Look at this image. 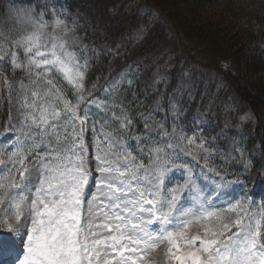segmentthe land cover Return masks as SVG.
Masks as SVG:
<instances>
[{"label":"snow or ice","instance_id":"snow-or-ice-1","mask_svg":"<svg viewBox=\"0 0 264 264\" xmlns=\"http://www.w3.org/2000/svg\"><path fill=\"white\" fill-rule=\"evenodd\" d=\"M72 31L46 4L23 12L15 34L0 36L8 46L0 44V61L27 77L19 87L5 80L4 102L17 113L21 134L0 153V228L11 234L6 240L18 241L6 249L12 264H264V213L229 201L223 180L186 181L191 200L177 204L161 187L169 171L164 148L153 146L147 166L131 145L97 129L96 110L110 123L107 112L119 105L111 96L124 77L106 86L105 99H90L88 62L73 48ZM114 119L121 120L118 130L131 125ZM169 134L185 139L175 129Z\"/></svg>","mask_w":264,"mask_h":264},{"label":"trees","instance_id":"trees-1","mask_svg":"<svg viewBox=\"0 0 264 264\" xmlns=\"http://www.w3.org/2000/svg\"><path fill=\"white\" fill-rule=\"evenodd\" d=\"M46 4L50 10L54 6L62 13L68 26L74 15L90 25L81 23L82 33L75 30V37H70L73 48L83 57L98 43L109 47L110 55L92 54L95 57L85 77L91 94L101 99L108 96L99 86L109 66L113 73L131 69V83L120 85L111 96L118 106L127 109L131 125L118 130L121 120L114 119L111 110L107 112V125L124 134L133 145V132L148 125L140 115L142 107L147 111L157 98L169 105L173 97L178 113L185 115L182 124L190 133H196V129L187 121L189 113H200L218 127L228 118L237 124L242 113L251 111L254 136L246 142L251 147L259 144L260 158L247 146V152L233 161L224 162L219 152L217 159L207 163L211 173L228 170L246 179L244 194L248 195L251 181L261 180L257 169L264 162V0H0V36L8 31L7 20L15 24L8 33L11 36L19 30L23 12L36 11ZM147 8L161 19L145 23L149 15L143 16L142 10ZM142 23L145 28L141 33ZM99 57L103 60L97 62ZM139 60L142 66L137 64ZM158 65L167 70V75L153 91L147 80ZM0 66L8 68L4 61ZM65 85L72 92L71 86ZM0 116L1 126L7 119L6 109ZM225 144L222 139L221 145ZM143 156L147 160L148 154Z\"/></svg>","mask_w":264,"mask_h":264},{"label":"rangeland","instance_id":"rangeland-1","mask_svg":"<svg viewBox=\"0 0 264 264\" xmlns=\"http://www.w3.org/2000/svg\"><path fill=\"white\" fill-rule=\"evenodd\" d=\"M142 15L149 17L145 21V23H152L154 20L159 19V15L157 12L153 11L151 8H147L142 10ZM161 19V17H160ZM83 23L85 26L90 27L88 23H84L79 21V18L74 15L71 18V24L69 25V28L73 31L69 34L70 37L75 34L73 33L75 30L78 33H82L81 30L82 27H79ZM8 31H3V35H8L9 31H12L15 29V24L10 20H7L6 22ZM144 24H141V27L139 28V32L144 31ZM81 29V30H79ZM75 41V40H73ZM0 44H3L4 48H7L8 46L3 43V40H0ZM243 47V46H241ZM94 50L90 49V52L88 55H86L84 58L87 59L88 65L93 63V57L92 54H101L102 56L110 55V49L106 44L98 43L97 46H94ZM88 50L89 47H86ZM88 53V52H87ZM103 59L99 57L97 59V62L102 61ZM2 62V61H1ZM0 62V63H1ZM101 65H104L103 62L100 63ZM137 64H140V66L143 65L142 60H139ZM4 68V69H2ZM126 72H119V73H113L112 67L109 66V69L106 70V72L101 76L100 83H103L102 86L104 87V90L106 89V86L111 84L114 81L120 80L121 77H124L122 84L123 85H129V81H131V77L128 74V72H131V69L128 68ZM166 69L158 65L149 75L147 80V86L151 90H155L158 83L163 79V77H166ZM3 73V74H2ZM4 75V76H3ZM264 76V75H263ZM255 77V76H254ZM258 78V76L255 77V79ZM5 80H7L9 83H16L17 87H19V82L24 81L27 83V77L24 73H22L20 70H14L8 65V68L1 67L0 66V115L2 112L6 109V117L7 119L2 122L0 127H4V131H0V153L4 151V149L12 144L16 143L17 137H20V131L19 126L15 124V120L18 118L17 113L13 108L6 105L4 103V99L8 96L7 92V85L5 84ZM188 83V82H187ZM121 84V85H122ZM187 87V84H185ZM61 88L64 89V92L66 95L69 96L71 99L72 96L70 91H68L63 84L59 85ZM176 90H173L172 93H174ZM5 94V95H4ZM170 102L169 105L165 104V100L162 98L155 99L150 108L146 111L144 107H142V110L140 111V115L144 118V122H148L147 127H145L144 131L135 133V139L137 142H141V138L148 136L144 138L145 141L141 143L139 146V149L145 150L150 160L147 162V166H151L152 161L156 157V153L153 151V146L159 144L162 148L165 149L164 152L160 153L161 158L167 153L169 156L168 160V167L169 171L165 174L162 182L161 187L162 190L166 187L167 193L169 195H175L176 196V203L177 204H183L187 205L189 204L191 200L190 195H185L187 191V185L185 184L188 180H193L197 183V186H216V183L218 181L223 180L228 187V189L231 191V196L229 197V201H243L245 205L250 208L254 213H257L259 216L260 213H264V170H262L263 178L258 186V192L257 196L254 195L253 199H246L242 193H240L241 188L244 185V181L237 180L236 178L231 177L232 174H215L211 175L209 177H206L204 175H201L198 173L197 168L195 166L202 165L201 162L205 160L206 158L210 157L211 155H215L216 153H221L225 160L231 161L235 159L239 154H241L242 151L246 149V145H243V143L238 141V136L243 137V135L248 134V136H251L252 131H254L253 125L251 122L253 121V118L251 116V112H246L244 114H241L238 121L239 125L235 123V121L230 120L229 118L222 124V126H216L215 122H210V119L206 118L204 115L200 113H189L187 116V121L193 123L196 133L195 134H189L187 129L182 124V118H185V115L182 116V113H178V104L173 99V97L169 98ZM168 99V100H169ZM167 100V103H168ZM101 109H97L96 111L100 114ZM111 114L118 117H126L127 118V109L124 106H114L111 109ZM1 117V116H0ZM231 117V116H230ZM1 120V118H0ZM166 121V122H165ZM103 125V130L105 132H111L112 135L117 136L120 138V143L122 145L127 146L126 141L123 139L121 133L117 131L114 128L109 127L106 123H103L100 119H98L97 123V129H100ZM247 125V128H244V126ZM240 126V127H239ZM175 129L176 133H179L185 137L184 140L179 141L173 138L171 134L169 135H163L165 130H168L169 133H171V130ZM213 129V130H212ZM12 139H9V138ZM91 133L88 134L86 137V143L89 144V153L91 154L93 152V148L91 147ZM192 139L193 143L188 144L187 140ZM222 139L226 141V144L224 146L221 145ZM171 143L174 145L172 148H167L166 146ZM203 144V147H200V144ZM253 149L256 150V146H253ZM129 151H131L129 149ZM137 162L139 163L140 160L137 159ZM4 165L0 164V168H3ZM228 172V171H226ZM204 173L208 174L207 170H204ZM5 175L7 174V171L5 170ZM228 175V176H227ZM230 176V177H229ZM3 177L0 176V180H2ZM95 191V189H93ZM254 191V190H253ZM228 215H232L231 213H228ZM10 233H7L2 228H0V260L5 258V253L8 251L6 250L9 247L15 248L18 246V241H15V238L10 240V243H4L3 239L5 236H7ZM10 254V253H9ZM154 256L158 260H160L159 256V250L157 252L153 253ZM14 259V256L12 255V258L9 260L10 264H12V261ZM8 259H5V262ZM4 262V263H5ZM3 263V264H4Z\"/></svg>","mask_w":264,"mask_h":264},{"label":"bare ground","instance_id":"bare-ground-1","mask_svg":"<svg viewBox=\"0 0 264 264\" xmlns=\"http://www.w3.org/2000/svg\"><path fill=\"white\" fill-rule=\"evenodd\" d=\"M10 235H11V234H8V235L5 236V237H8V236H10ZM5 237H4V239H3V242H4V243H7V244L10 243V240H6ZM11 240H12V239H11ZM5 254H6V255H5V258H3L2 260H0V264H3V263L5 262V259L8 258V257L10 256L9 252H7V253H5ZM153 259H156L157 261H159V260L156 258V256H154V255H153Z\"/></svg>","mask_w":264,"mask_h":264}]
</instances>
